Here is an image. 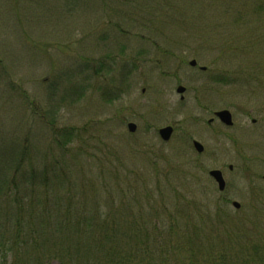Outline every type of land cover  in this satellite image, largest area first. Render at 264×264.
<instances>
[{"label":"rangeland","instance_id":"1","mask_svg":"<svg viewBox=\"0 0 264 264\" xmlns=\"http://www.w3.org/2000/svg\"><path fill=\"white\" fill-rule=\"evenodd\" d=\"M222 76L231 84L215 83ZM221 108L231 127L207 123ZM166 125L164 142L157 130ZM63 128L76 136L59 148L53 134ZM12 141L25 147L26 166L62 154L74 181L112 180L128 197L153 196L158 185L169 211L193 200L199 224L238 238L202 248L242 264L231 244L240 246L264 264V238L252 247L264 237V0H0V150ZM210 169L222 171L223 192ZM0 257L14 261L12 252Z\"/></svg>","mask_w":264,"mask_h":264},{"label":"trees","instance_id":"2","mask_svg":"<svg viewBox=\"0 0 264 264\" xmlns=\"http://www.w3.org/2000/svg\"><path fill=\"white\" fill-rule=\"evenodd\" d=\"M245 71L233 74L244 76ZM247 76L240 86L252 81ZM226 79L222 76L215 83L231 84ZM73 131L54 132L59 148L72 142ZM11 145L10 152L0 150V256L12 252L14 261L9 264H18L19 256L35 264L52 259L61 264L71 259L75 264H236L225 253L217 256L202 248L208 244L215 251L212 242L221 247L238 238L229 232L212 234L214 221L199 224L201 213L193 200L183 198L181 210L169 211L164 198H156L163 193L158 185L153 196L149 190L143 195L135 190L128 197L112 180L99 183L92 177L85 182L79 176L74 181L66 174L62 154L40 167L26 166L25 147L20 151L17 141ZM196 226L207 230L206 235L195 231ZM238 247L231 244L234 253L241 252L240 262L245 258L242 264H251L246 248Z\"/></svg>","mask_w":264,"mask_h":264},{"label":"water","instance_id":"3","mask_svg":"<svg viewBox=\"0 0 264 264\" xmlns=\"http://www.w3.org/2000/svg\"><path fill=\"white\" fill-rule=\"evenodd\" d=\"M188 64L190 66H196V60L192 59L188 62ZM199 69L201 70H205L206 67L205 66H199ZM185 91V87L182 85H178L176 87V92L177 93H183ZM181 99L183 98V96L180 97ZM214 114L220 119V121L222 123H224L227 126H230L233 124L232 121V116L231 113L228 109H221L218 111H215ZM136 128V125L134 123H128V129L129 131H134ZM159 132V136L161 137V139H163L164 141H167L170 139L171 134H172V127L167 125L164 126L162 128H160L158 130ZM192 144L194 146V148L196 149L197 152H202L203 151V146L200 142H198L197 140H192ZM230 169L232 168L231 165L228 166ZM209 175L212 176V178H214V180L217 183V187L220 191H223L225 189V180L222 176V172L219 169H212L209 171ZM231 204L235 207V208H239L240 204L237 201H232Z\"/></svg>","mask_w":264,"mask_h":264}]
</instances>
